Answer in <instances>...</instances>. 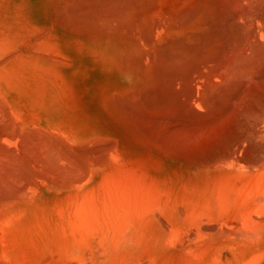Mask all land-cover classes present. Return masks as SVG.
Here are the masks:
<instances>
[{"label":"bare ground","instance_id":"6f19581e","mask_svg":"<svg viewBox=\"0 0 264 264\" xmlns=\"http://www.w3.org/2000/svg\"><path fill=\"white\" fill-rule=\"evenodd\" d=\"M0 264H264V0H0Z\"/></svg>","mask_w":264,"mask_h":264},{"label":"rangeland","instance_id":"374dc122","mask_svg":"<svg viewBox=\"0 0 264 264\" xmlns=\"http://www.w3.org/2000/svg\"><path fill=\"white\" fill-rule=\"evenodd\" d=\"M234 132V131H233ZM233 133H232V131H231V133L228 135V138H227V144H229L230 145V142H228V141H230L229 140V137H230V135H232Z\"/></svg>","mask_w":264,"mask_h":264}]
</instances>
